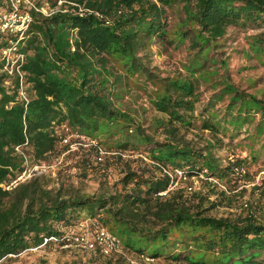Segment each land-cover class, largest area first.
Returning <instances> with one entry per match:
<instances>
[{"label":"trees","instance_id":"obj_1","mask_svg":"<svg viewBox=\"0 0 264 264\" xmlns=\"http://www.w3.org/2000/svg\"><path fill=\"white\" fill-rule=\"evenodd\" d=\"M70 1L76 5L68 4L65 11L61 8L49 17L33 13L21 44L29 96L26 104L18 99V80L0 74V264H9L12 256L26 249L60 245V241L44 243V238H61L60 227L76 224L83 212L142 259L163 258L173 264H264V209L260 216L252 211L234 218L213 216L209 211L216 201L208 202L206 193L185 194L183 188L166 191L170 178L143 157L135 159L134 169L127 167L115 191L102 186L94 194L64 195L61 187L56 190L41 185L46 173L7 189L2 186L27 165L51 163L55 155L64 152L68 156L82 151L87 159L83 162L94 160L96 165L108 157H121L111 151L98 161V146L107 151L103 143L116 152L144 154L164 167L184 168L188 175L206 169L205 176L219 182L234 178L245 164V158L240 157L222 165L212 154L215 144L195 148L191 140L179 135V128L194 126L198 81L215 72L208 67L226 66V61L210 53L229 26L245 33L256 31L244 38L250 53L264 64V0ZM177 4L184 17L175 35L179 43L188 41L186 75L181 71L163 73L151 57L152 44L173 40L167 37L168 12ZM173 46L171 50L176 49ZM132 80L151 93L149 100L155 110L167 116L154 118L158 121L154 132L163 139L146 133V128L116 103L121 89ZM223 83L200 109L202 120L197 128L231 138L245 123H251L256 113L260 118L247 138L252 146L259 144L258 154L264 155V101L240 92L228 81ZM225 97L224 109H218L216 101ZM58 126L70 132H58ZM70 133L93 139L97 145L66 151L68 147L60 138ZM17 146L25 156L16 151ZM213 186L211 192L224 195L225 191ZM163 191L166 193L159 194ZM111 256L114 254L102 257ZM116 261L123 263L122 258Z\"/></svg>","mask_w":264,"mask_h":264},{"label":"rangeland","instance_id":"obj_2","mask_svg":"<svg viewBox=\"0 0 264 264\" xmlns=\"http://www.w3.org/2000/svg\"><path fill=\"white\" fill-rule=\"evenodd\" d=\"M180 6V4H177V7L171 8L168 12L170 17L167 22L169 24V33L167 37L172 38V42H167L166 44L157 42L151 46L153 64L158 66V70L169 72L171 75L179 71L186 75L184 64L187 63L189 57L187 55L189 53V51H187L188 41L184 40L182 43H179L175 35L178 28H180V20L184 17V12ZM255 33L256 31L254 30L245 33L236 27L229 26L225 34L217 38L216 48L212 49V53L210 54L217 55L218 58L226 61V66L218 67L219 65L215 64V66L210 65L208 67V70H213L215 72L211 73L209 78L205 77L198 81V99L195 102V111L192 113V122L194 126H181L179 128V135H183L188 140H191L195 148L208 145L209 143L212 145L215 144L211 148V151L213 155L220 159L222 165L236 158H245V164L242 167L243 170L239 173L236 171V174L232 176L234 178H231L228 182L220 181L225 186V189L218 188L225 191L224 195H220L217 190H215L214 193L211 192L212 190L210 189L214 187L213 184L208 180L202 179H198V181L194 179L197 181L195 184L192 182H182V185L172 189L183 188L186 192L185 194L193 196L194 194H198V192H200L201 195L206 193L208 202L216 201L215 207L209 211V214L217 217L234 218L240 214L246 215L247 212L251 211L260 216L261 210L264 209V185L262 183L264 180V155L261 154L259 156L258 154V143L261 142L263 136H261L260 141L257 142L258 145L253 146L247 138V132L251 133L253 131L255 124L260 118L259 115L254 113V120L249 124L245 123L240 132H237V134L231 138H227L222 134L215 135L208 130L197 128V125H199L202 120L199 112L200 109L203 104H206L211 98L212 94L223 88V82L228 81L236 86L240 92L251 94L258 100L261 99L264 101V64L250 53L244 38L247 34ZM167 37L165 38L166 40H168ZM173 45H176L175 50H171V47H174ZM247 53H250V55ZM121 90L122 94H120L116 103L125 110L130 118L141 123L142 126L146 128V133L153 134L160 140L163 139L164 137L161 134H155L154 132L158 124V121L154 120V118H166L167 116L155 110L149 100L151 93L143 91L140 85L138 83L136 84L134 80L129 83L128 87L122 88ZM226 100L227 97L216 101V107L223 110L227 103ZM56 129L58 132H63L64 134L70 132L65 126H58ZM218 141L221 143H217ZM262 142L264 143V141ZM103 145L107 148L106 152L109 153L108 155L113 151L115 154H120L121 157H108L101 165H96L94 160H89V162L85 164L83 162L85 156L82 151L75 154L69 153L68 156L66 155L67 152H64L62 162L54 166V168L41 179V182H39L42 186L51 189L57 190L61 187V192L64 195L71 192L94 194L99 192L102 186L107 187L111 191H115L116 188L119 189L120 185L118 180L124 174L127 167L134 169L136 164L135 159L137 157L143 156V160L149 163L152 161L144 154H141V156L140 153L126 150H117L116 152L109 144L103 143ZM252 155H255L256 158H253ZM189 185L193 186L192 191L186 190V186ZM207 201L205 202L206 205L208 204ZM94 220L97 221V219L83 212L80 220L76 224L67 227L61 226L60 228L63 231L72 232V230H77L81 223H88L84 230H86L87 233H91L93 226L90 223ZM121 249L122 251H120V253H115L114 256L103 258L97 253L85 251L73 246L61 247L58 244L47 245L26 249L19 255L12 256L13 258L10 259L8 263L63 264L73 261H93L101 263L111 259L112 264H118L116 259L122 258L123 263L121 264H173L172 261H167L163 258L147 261L138 256L136 257L123 246Z\"/></svg>","mask_w":264,"mask_h":264},{"label":"built area","instance_id":"obj_3","mask_svg":"<svg viewBox=\"0 0 264 264\" xmlns=\"http://www.w3.org/2000/svg\"><path fill=\"white\" fill-rule=\"evenodd\" d=\"M68 4L76 5L70 0H1L0 1V74L8 79L16 78L18 80V99L23 100L26 104L29 96L25 91L26 83L22 65L24 64V52L21 50V44L29 32V27L32 22L33 13H40L45 17L60 11H65ZM6 83L9 84V81ZM61 144L68 147L66 151L76 150L80 145L93 144L97 145L95 140L83 137L78 133H70L63 136ZM16 151L21 153L20 147H15ZM107 153L102 147L97 148V160H102V156ZM23 154V153H21ZM109 154V153H107ZM141 155V154H140ZM23 156H25L23 154ZM63 153L55 155L53 162H39L34 165H27L15 179L11 180L7 185H2L5 189L17 184L18 182L30 178L38 173H48L54 166L60 164L63 159ZM142 156V155H141ZM143 157V156H142ZM145 158V157H144ZM161 170V175H167L170 178V183L167 190L176 188L182 185V182L196 183L198 179H206L213 185L225 189V186L215 177L205 176L207 170L200 172L197 175H188L184 168H169L164 167L154 162ZM236 170H239L236 168ZM243 170V169H242ZM196 179V180H194ZM193 184V185H194ZM193 186H186L187 191H192ZM166 191L159 194H165ZM91 233H87L86 228L88 223H81L77 230L72 232L63 231L62 237L54 236L44 238V243L48 241H60L61 247H77L85 251L97 252L102 256L120 253L121 242L111 234L105 227L101 226L98 221L94 220ZM147 261H152L149 257H144Z\"/></svg>","mask_w":264,"mask_h":264},{"label":"crops","instance_id":"obj_4","mask_svg":"<svg viewBox=\"0 0 264 264\" xmlns=\"http://www.w3.org/2000/svg\"><path fill=\"white\" fill-rule=\"evenodd\" d=\"M1 1V0H0Z\"/></svg>","mask_w":264,"mask_h":264}]
</instances>
